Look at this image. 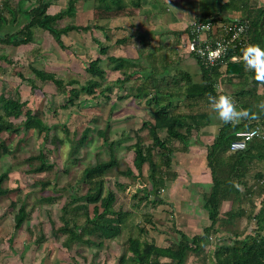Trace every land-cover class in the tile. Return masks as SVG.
Here are the masks:
<instances>
[{
    "label": "rangeland",
    "instance_id": "374dc122",
    "mask_svg": "<svg viewBox=\"0 0 264 264\" xmlns=\"http://www.w3.org/2000/svg\"><path fill=\"white\" fill-rule=\"evenodd\" d=\"M10 1L12 5H16L19 0ZM69 1L62 0V9L67 8ZM158 1L159 12L156 14H160V20L176 16L179 5L165 4L164 0ZM79 5L85 12L92 9L89 4L78 3ZM195 6L193 2H185L181 6L189 12L191 22L199 18L191 13L197 10ZM252 6H264V0H253ZM162 8H167L168 12L162 14ZM54 10L50 9V13ZM151 11L146 10L148 13ZM76 16L74 19L63 21V24L70 21L77 23ZM91 20V13L80 15L78 18L83 24L88 21V24L93 23ZM152 20L156 22L157 17ZM170 21L172 23V20ZM146 30H140L138 34H145ZM32 33L33 40L28 44L0 46V96L16 98L24 104V111H31L42 123L56 128L50 133L48 140H45L44 135H38L36 129L26 131L20 126L24 120L22 117L13 120L18 129L16 132L5 131L0 134L2 146L11 150V154L0 156V168L10 169L4 187L15 191L0 199V264H118L123 255L130 256L127 251L130 237L139 236L143 241H155L158 246H170L180 240L179 230L191 237L202 233L203 229L210 225L208 213L204 208L205 196L212 186V176L206 159L207 146L213 143L222 121L218 117L214 118V125L204 128L203 134L200 132L189 143L188 153L182 152L183 146L178 141L170 142L176 151L174 170L179 176L160 193L162 204L141 202L143 193L137 195V189L145 187V183L148 189H151L146 179L148 165L143 171V177L137 180L120 176L118 171H126L129 166H133V145L138 139L145 145L151 144L148 130H141V127L145 121L152 119V107L147 105L145 100L124 98L130 91L127 89L129 85L124 90L115 89L108 99L100 94L99 89L95 97L82 93L77 100L69 92L70 88L65 92L57 89L54 83L37 82L32 67L55 74L64 84L71 79H78L81 85H84L90 78L86 72L88 63L100 57L95 37H99L101 31H76L71 33V36L64 35L63 46L59 45L49 32L38 27H33ZM146 37H149L147 33ZM145 47L141 53H136L133 47L115 46L111 48L110 54L115 57H140L138 59L147 66L150 61H154L160 70L169 64L167 79L170 85H183L182 72L191 73L196 81H200L198 62L194 57L181 53V48L165 49L162 46L153 49L148 45ZM103 59L105 60L102 67L106 70L104 84L122 78L121 73L112 71L111 64L106 58ZM130 69L140 71L139 68ZM34 81L39 86L35 90L32 87ZM221 89L237 103L238 109L251 99L249 95H237L240 89L236 87L224 84ZM250 90L259 96L264 95L263 87L251 86ZM86 128L91 129L89 139L81 145L79 140ZM104 133L109 142L115 141L114 149L119 161L118 168L106 178V189L116 194L114 210L126 213V226L122 237L111 241L108 247L75 245L68 250L63 244L64 235L56 236L52 228L62 225L61 209L71 200L70 189L79 195L86 192L87 185L81 180L84 169L91 164L110 159L109 144L104 142ZM163 138H166L164 134ZM42 150L46 151V163L51 166V170L36 173L31 168L38 161H31L29 158L38 155ZM258 174L264 176L263 162L253 165L246 179V186L242 187L241 199L228 201L221 208V218H225V213L231 209L244 210L246 216L222 227V233L218 237L213 236L200 253H188L186 264H212L211 253L216 243L227 244L232 235L231 230L253 233L256 223L251 225L248 215L259 206L264 196L263 192L261 194ZM117 180L126 183L129 188H118L115 185ZM45 183L50 184L45 187ZM248 189L251 190L250 193L254 190L252 198L247 196ZM47 197L56 199L51 202L45 200ZM153 198L151 195L150 200ZM19 199L26 204L29 218L21 230H15L14 218L17 209L11 207V201ZM82 222L83 219L80 218L79 223ZM141 229H144V234ZM41 235L45 239L38 244L36 240ZM12 236L14 245L10 243ZM162 262L168 260L162 259Z\"/></svg>",
    "mask_w": 264,
    "mask_h": 264
},
{
    "label": "trees",
    "instance_id": "16d2710c",
    "mask_svg": "<svg viewBox=\"0 0 264 264\" xmlns=\"http://www.w3.org/2000/svg\"><path fill=\"white\" fill-rule=\"evenodd\" d=\"M51 0H20L12 5L10 0L0 1V46H20L30 43L33 38L32 28L38 27L49 32L55 41L63 46L64 35L73 31L92 32L106 29L100 26H79L73 22L63 24V21L74 19L76 15V0H70L65 10L52 15L49 13ZM253 0H201V13L198 20H207L211 17H222L226 20L234 18L248 19L251 23V42L264 49V6H252ZM142 7L141 0H97L96 9L107 18L121 16H133L136 9ZM26 21V22H25ZM187 32V29H186ZM177 38L182 33H174ZM106 40L111 38L106 35ZM128 39H120L115 46L124 45ZM100 45V44H99ZM100 57L91 60L86 72L90 78L84 85L78 79H71L66 84L59 81L55 74L46 70L32 67L37 82L54 83L60 91L67 88L74 99H80L81 94L95 97L97 91L108 99L115 89L130 90L124 98L133 97L135 100H145L152 107V119L145 121L141 130L147 129L151 138V144L145 145L141 139L133 145V166L126 171H118L120 176L137 180L143 177V171L148 165L147 182L151 185L137 189L136 194L143 193L141 202L149 201L151 204H162L160 193L169 183L178 178L174 170L175 149L170 142L178 141L183 146V153L189 152V143L207 127L214 125V118L218 117L207 101V95H227L221 89L224 84L240 89L237 95L251 99L242 105L241 109L251 110L256 119H241L234 124L221 123L219 133L213 143L207 146V166L212 176L210 192L205 196L204 208L208 213L210 225L203 229L202 233L190 236L183 231H178L180 240L170 246H158L155 241H143L141 237H130L127 251L129 257L124 255L118 264H186L188 253H200L203 247L210 243V239L218 237L221 228L231 225L237 218L246 216L244 210L231 209L221 218V208L228 201L241 199L242 187L246 186V179L256 162L264 163V139L254 138L243 151L231 152L230 147L236 139V134L241 131H250L256 126L264 127V111L258 105L264 102V95H258L250 90L251 86L263 87L257 83L254 72H246L244 60L229 63L225 70L218 65L207 66L196 59L201 71L200 81L188 72H182L183 85L174 86L168 83L169 64L160 70L150 61L144 65L140 59L132 60L110 55V46L100 45ZM111 64L114 72H120L122 78L113 83L104 84L106 70L102 67L105 59ZM140 58V57H139ZM152 58V57H151ZM130 68H139L140 71H131ZM32 82L35 90L38 83ZM163 83V84H162ZM177 88V89H175ZM182 97V99H181ZM236 103V102H235ZM237 106V103H236ZM24 118L21 125L26 131L36 129L38 135H44L48 140L50 133L56 128L42 123L31 111H24V104L14 97L0 96V134L3 132H16L18 129L13 120ZM91 132L86 128L79 140L84 145ZM102 134V133H101ZM163 134L166 138H163ZM104 142L109 144L110 159L87 166L82 174V182L87 185L84 194L79 195L71 190V200L62 207V225L53 226L56 236L64 235V246L70 250L75 245L103 248L110 242L122 237L126 226V213L114 210L116 194L106 189V178L118 168L119 161L115 154V141L109 142L108 137L103 136ZM11 154L8 147L0 143V156ZM45 150L40 151L29 160H37L33 164L32 171L36 173L51 170L46 163ZM10 169L0 168V199L15 191L4 187L9 178ZM261 181V194L264 193V176L258 174ZM50 183H45L47 187ZM115 185L120 189L129 188L119 180ZM257 188V187H256ZM17 191V190H16ZM248 189V197L254 196ZM260 191V189H259ZM154 198L150 200V196ZM55 197H47L45 200L53 202ZM11 207L17 209L15 215V230H21L29 218L26 204L19 200H12ZM82 218L83 222L79 223ZM249 223H256V229L249 234L246 230H231L230 241L227 244L216 243L212 251V264H264V196L257 208L248 215ZM144 234V229H141ZM140 232V234H141ZM45 237L41 235L37 239L40 244ZM13 244V236L10 239ZM14 245V244H13ZM167 259L168 262H162Z\"/></svg>",
    "mask_w": 264,
    "mask_h": 264
},
{
    "label": "crops",
    "instance_id": "0c3cea01",
    "mask_svg": "<svg viewBox=\"0 0 264 264\" xmlns=\"http://www.w3.org/2000/svg\"><path fill=\"white\" fill-rule=\"evenodd\" d=\"M20 1V0H19ZM34 1V0H33ZM77 1V2H76ZM75 6H76V25L79 26H87V25H95L100 26L106 29V32L104 33L101 31V35L99 37H94L97 39L98 43L96 44L98 46V49L100 50V45H106L110 46L111 48L115 47V43L120 39H128L127 43L124 45H120L121 47L127 46V47H133L136 51V53H141V50L145 49V46L155 48H162V46L165 49H169L170 47L173 49L181 48V53H184V47L183 44L187 39V26L191 22L189 19L191 17L188 16L189 12L187 10H184L181 6L182 4H185V2H193L195 3V8L197 10L192 11L191 13L194 15L200 16L201 13V0H164L165 4H171L176 3L179 5V8L176 9V16L172 18H166L160 20V14H156L159 12V1L158 0H141L142 7L139 9H136V13L133 16H121L116 18H107L105 14H103L101 11L96 9V1L97 0H76ZM132 0H125V2L128 4ZM62 0H51L50 1V9H55L52 13H49L52 15H55L64 9H62V5H60ZM80 4H89L92 6V9L88 12H85L84 9L79 5ZM77 4V5H76ZM161 8V7H160ZM152 10L151 12H146V10ZM158 9V11H157ZM163 13L168 12L167 8H162ZM91 13V24H88L89 21L85 24L78 21V18L80 15H86ZM157 17L156 22H153V17ZM172 20V23L170 20ZM163 20V21H162ZM150 24V25H149ZM147 29V30H146ZM141 30V31H140ZM142 30H146L144 33ZM76 31L70 32L69 36H71V33H74ZM133 32H136L133 34ZM180 32L182 33L179 38L175 36L174 33ZM146 33L149 37H146ZM106 35H108L111 38V41L106 40ZM63 39V38H62ZM161 42V44H160ZM159 43V44H158ZM100 44V45H99ZM81 48V47H80ZM140 49V51H138ZM147 50V49H146ZM138 51V52H137ZM148 51V50H147ZM180 51V50H179ZM180 53V54H181ZM110 54V53H109ZM185 54V53H184ZM112 55V54H110ZM114 56V55H112ZM128 58V56H124L121 58ZM130 59H138L137 57H129ZM93 60V59H92ZM204 130V129H203ZM203 130L201 133L203 134ZM215 139V138H214Z\"/></svg>",
    "mask_w": 264,
    "mask_h": 264
},
{
    "label": "built area",
    "instance_id": "2783aa9c",
    "mask_svg": "<svg viewBox=\"0 0 264 264\" xmlns=\"http://www.w3.org/2000/svg\"><path fill=\"white\" fill-rule=\"evenodd\" d=\"M250 42L251 23L248 19L226 20L218 16L189 23L183 47L186 55L207 66L219 65L225 70L229 63L244 60L242 49ZM254 138L264 139V127L256 126L250 131L238 132L230 151L245 150Z\"/></svg>",
    "mask_w": 264,
    "mask_h": 264
},
{
    "label": "clouds",
    "instance_id": "9594fccd",
    "mask_svg": "<svg viewBox=\"0 0 264 264\" xmlns=\"http://www.w3.org/2000/svg\"><path fill=\"white\" fill-rule=\"evenodd\" d=\"M246 72H254L257 83L264 84V49L258 44H247L242 49ZM207 101L225 124H234L241 119H256L251 110L238 109L233 99L226 95H207ZM258 107L264 111V102Z\"/></svg>",
    "mask_w": 264,
    "mask_h": 264
}]
</instances>
